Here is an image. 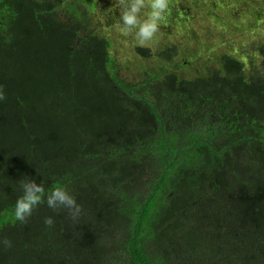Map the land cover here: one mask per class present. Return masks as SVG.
Masks as SVG:
<instances>
[{
	"label": "trees",
	"instance_id": "1",
	"mask_svg": "<svg viewBox=\"0 0 264 264\" xmlns=\"http://www.w3.org/2000/svg\"><path fill=\"white\" fill-rule=\"evenodd\" d=\"M179 1L130 84L97 0H0V264H264V0ZM24 178L44 202L18 222Z\"/></svg>",
	"mask_w": 264,
	"mask_h": 264
},
{
	"label": "clouds",
	"instance_id": "2",
	"mask_svg": "<svg viewBox=\"0 0 264 264\" xmlns=\"http://www.w3.org/2000/svg\"><path fill=\"white\" fill-rule=\"evenodd\" d=\"M121 6L119 16L120 26L127 34L134 32L135 39L143 46L152 41L160 30V24L165 19L170 6V0H118ZM148 9L146 18L141 19L142 10ZM6 99L3 86L0 85V101ZM22 195L15 203L13 218L18 222H25L33 213L36 206L41 204L45 189L43 184H37L34 179L24 178L19 181ZM46 205L55 211L63 207L68 210L69 215L75 219L81 212L80 205L77 204L64 188L57 187L47 196ZM44 223L47 227H52L55 223L52 217H46ZM5 246L10 247L11 241L4 239Z\"/></svg>",
	"mask_w": 264,
	"mask_h": 264
},
{
	"label": "rangeland",
	"instance_id": "3",
	"mask_svg": "<svg viewBox=\"0 0 264 264\" xmlns=\"http://www.w3.org/2000/svg\"><path fill=\"white\" fill-rule=\"evenodd\" d=\"M97 1L98 4L95 5L94 9L93 6H87V11L89 12V14L95 13L94 17H99L102 21H104V23L106 22V26L110 25V21L113 15H115L118 22H120V15L117 12L118 8L120 7L118 0ZM182 1L184 0H181L179 2ZM144 11L142 10L141 19L146 18ZM174 30H172L170 27H163L162 25H160V30L154 37V39L141 46L135 39L134 32L132 34L125 33L122 30L120 23L113 24L109 29L104 28V34L107 35L112 42L110 54L115 60V65L118 68L117 72L121 79L130 84L139 82L141 79L142 69L143 66L145 67V64H139L136 48L149 49L151 57L148 58L145 63L149 67L151 65H154V68H157L158 57L156 56V53L162 51L166 45H171L179 42L178 36L175 34ZM191 46L192 47L190 52L194 50H202L206 53L205 48L203 49L201 47H193L194 44H192ZM188 62L192 67V71L199 72V62H194L190 58H188ZM148 72H153V68L149 69Z\"/></svg>",
	"mask_w": 264,
	"mask_h": 264
}]
</instances>
